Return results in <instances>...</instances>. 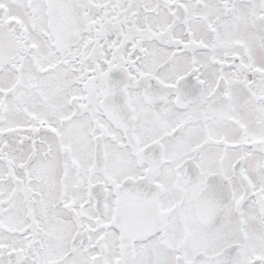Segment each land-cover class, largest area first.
<instances>
[{
  "label": "snow or ice",
  "instance_id": "6c2138e0",
  "mask_svg": "<svg viewBox=\"0 0 264 264\" xmlns=\"http://www.w3.org/2000/svg\"><path fill=\"white\" fill-rule=\"evenodd\" d=\"M0 264H264V0H0Z\"/></svg>",
  "mask_w": 264,
  "mask_h": 264
}]
</instances>
